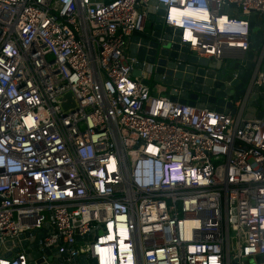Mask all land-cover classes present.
<instances>
[{"label": "built area", "instance_id": "obj_1", "mask_svg": "<svg viewBox=\"0 0 264 264\" xmlns=\"http://www.w3.org/2000/svg\"><path fill=\"white\" fill-rule=\"evenodd\" d=\"M153 1L0 0V264H30L5 254L32 231L68 263L264 256V120L246 121L243 99L236 115L198 109L134 77ZM156 1L202 58L246 54L249 17L264 18V0Z\"/></svg>", "mask_w": 264, "mask_h": 264}, {"label": "water", "instance_id": "obj_2", "mask_svg": "<svg viewBox=\"0 0 264 264\" xmlns=\"http://www.w3.org/2000/svg\"><path fill=\"white\" fill-rule=\"evenodd\" d=\"M149 12L146 32L133 35L128 47L130 57L137 61L134 77L147 86L164 87L171 102L198 109L236 115L235 103L243 99L244 119L264 120V18L249 17L250 46L241 59L216 60L190 52L189 44L182 42V31L164 25L166 11L157 7L156 0ZM43 233L28 232L8 242L11 251L5 257L25 252L30 264H96L86 256L68 263L57 249L42 250L39 242L45 237ZM262 263L264 256L245 260V264Z\"/></svg>", "mask_w": 264, "mask_h": 264}, {"label": "crops", "instance_id": "obj_3", "mask_svg": "<svg viewBox=\"0 0 264 264\" xmlns=\"http://www.w3.org/2000/svg\"><path fill=\"white\" fill-rule=\"evenodd\" d=\"M193 13H195V14H201V13H196V12H193ZM149 23H150V21L148 22V25H149ZM242 57H243V53L241 51H239V50H232V51H230L227 59H241ZM153 86H152V89H153L152 90V93L154 95H158V96H160L162 98H166V99L168 98L169 99V95L167 93V90H165L164 87L161 88V86L160 87L158 86L156 88H153Z\"/></svg>", "mask_w": 264, "mask_h": 264}, {"label": "clouds", "instance_id": "obj_4", "mask_svg": "<svg viewBox=\"0 0 264 264\" xmlns=\"http://www.w3.org/2000/svg\"><path fill=\"white\" fill-rule=\"evenodd\" d=\"M166 6H167V3L166 2L157 3V7L158 8H163L164 9ZM178 30H180V29H178ZM180 165L181 164H179V163H175V164H173V167H178ZM176 172L177 173H181L182 172V168L177 169Z\"/></svg>", "mask_w": 264, "mask_h": 264}, {"label": "bare ground", "instance_id": "obj_5", "mask_svg": "<svg viewBox=\"0 0 264 264\" xmlns=\"http://www.w3.org/2000/svg\"><path fill=\"white\" fill-rule=\"evenodd\" d=\"M192 13H193L192 11L186 12V14L191 15V16L196 17V18L206 16L205 14H195V13L192 14ZM173 15L178 18V14L174 13ZM188 37H190V35H188Z\"/></svg>", "mask_w": 264, "mask_h": 264}, {"label": "trees", "instance_id": "obj_6", "mask_svg": "<svg viewBox=\"0 0 264 264\" xmlns=\"http://www.w3.org/2000/svg\"><path fill=\"white\" fill-rule=\"evenodd\" d=\"M106 1H112V0H106Z\"/></svg>", "mask_w": 264, "mask_h": 264}]
</instances>
